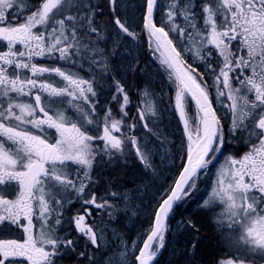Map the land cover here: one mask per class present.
Segmentation results:
<instances>
[{
	"label": "snow or ice",
	"instance_id": "6c2138e0",
	"mask_svg": "<svg viewBox=\"0 0 264 264\" xmlns=\"http://www.w3.org/2000/svg\"><path fill=\"white\" fill-rule=\"evenodd\" d=\"M170 238L169 264H264V0H0V264H160Z\"/></svg>",
	"mask_w": 264,
	"mask_h": 264
},
{
	"label": "trees",
	"instance_id": "16d2710c",
	"mask_svg": "<svg viewBox=\"0 0 264 264\" xmlns=\"http://www.w3.org/2000/svg\"><path fill=\"white\" fill-rule=\"evenodd\" d=\"M143 59H145L147 62L151 63V57L149 56H145L142 57ZM157 81H159V77H157ZM160 90V86L159 83L157 85V91ZM166 91V89H165ZM168 119V118H166ZM173 122L175 123L176 121L173 119ZM168 122L165 121V124H167ZM199 195V194H198ZM198 197H194L193 200L197 199ZM181 211L184 212L185 215L188 214H195L196 213V204L192 201H190L187 205L182 206ZM198 219H202V222L204 223V227L202 228V236H203V243L205 245V247L201 250V255L203 256L204 260L207 261L209 259H216V254L218 253V244H217V240H216V234L213 230V227L209 226L208 223L206 222V217H204L203 213H200L197 216ZM177 219H179V216H177ZM127 221H122L121 224L116 225V228L119 230V232L121 233H125L127 236H131L135 230V228L138 225H135L136 223H133L134 226L129 227V225L127 224ZM171 239V243L168 246V249L164 251L163 255L160 257V264H169V261H173L174 262V257L172 256V244L175 243V240L177 238H170ZM179 239H183L182 237H179ZM178 247L180 245H177Z\"/></svg>",
	"mask_w": 264,
	"mask_h": 264
},
{
	"label": "flooded vegetation",
	"instance_id": "af4514ba",
	"mask_svg": "<svg viewBox=\"0 0 264 264\" xmlns=\"http://www.w3.org/2000/svg\"><path fill=\"white\" fill-rule=\"evenodd\" d=\"M203 187V186H202ZM213 230L216 234V240H217V244H218V253L216 254V259H220V258H226L227 255L229 254V250L227 249V247L223 244V242L221 241L220 236L218 235V232L214 229Z\"/></svg>",
	"mask_w": 264,
	"mask_h": 264
},
{
	"label": "rangeland",
	"instance_id": "374dc122",
	"mask_svg": "<svg viewBox=\"0 0 264 264\" xmlns=\"http://www.w3.org/2000/svg\"><path fill=\"white\" fill-rule=\"evenodd\" d=\"M165 121L168 122V119H165ZM175 125H176V122L174 123L173 120H172L171 121V128H170V130H174L175 129ZM127 224L129 225V227L134 226L132 222H128ZM135 225H138V226L135 228V230H134V232H133V234L131 236L130 235L127 236L125 233H122L124 235V237L126 238L127 242L129 243V245L131 244V240L136 238V232H137V230L139 228V223L137 222Z\"/></svg>",
	"mask_w": 264,
	"mask_h": 264
}]
</instances>
